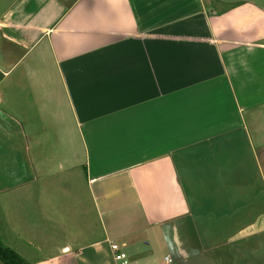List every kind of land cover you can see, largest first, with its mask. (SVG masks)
I'll return each mask as SVG.
<instances>
[{"label": "crops", "instance_id": "1", "mask_svg": "<svg viewBox=\"0 0 264 264\" xmlns=\"http://www.w3.org/2000/svg\"><path fill=\"white\" fill-rule=\"evenodd\" d=\"M0 75L26 263L264 264V0H14Z\"/></svg>", "mask_w": 264, "mask_h": 264}, {"label": "trees", "instance_id": "2", "mask_svg": "<svg viewBox=\"0 0 264 264\" xmlns=\"http://www.w3.org/2000/svg\"><path fill=\"white\" fill-rule=\"evenodd\" d=\"M3 75H0L2 80ZM0 262L2 264H28L14 250L6 247L0 238Z\"/></svg>", "mask_w": 264, "mask_h": 264}, {"label": "built area", "instance_id": "3", "mask_svg": "<svg viewBox=\"0 0 264 264\" xmlns=\"http://www.w3.org/2000/svg\"><path fill=\"white\" fill-rule=\"evenodd\" d=\"M111 250L114 255V259L118 264H130V261L125 253H123L117 244H112ZM173 261L170 257H165L164 264H172Z\"/></svg>", "mask_w": 264, "mask_h": 264}, {"label": "rangeland", "instance_id": "4", "mask_svg": "<svg viewBox=\"0 0 264 264\" xmlns=\"http://www.w3.org/2000/svg\"><path fill=\"white\" fill-rule=\"evenodd\" d=\"M14 0H0V12L6 9Z\"/></svg>", "mask_w": 264, "mask_h": 264}]
</instances>
